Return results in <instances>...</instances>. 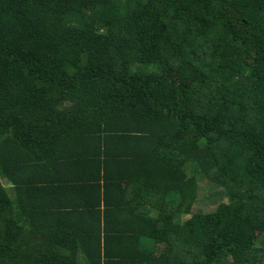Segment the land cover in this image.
<instances>
[{"label": "trees", "instance_id": "16d2710c", "mask_svg": "<svg viewBox=\"0 0 264 264\" xmlns=\"http://www.w3.org/2000/svg\"><path fill=\"white\" fill-rule=\"evenodd\" d=\"M0 264H264V0H0Z\"/></svg>", "mask_w": 264, "mask_h": 264}]
</instances>
